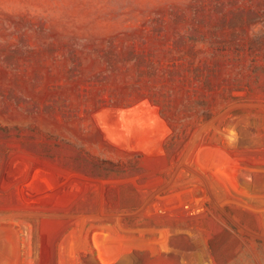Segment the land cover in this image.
Wrapping results in <instances>:
<instances>
[{
    "label": "rangeland",
    "instance_id": "374dc122",
    "mask_svg": "<svg viewBox=\"0 0 264 264\" xmlns=\"http://www.w3.org/2000/svg\"><path fill=\"white\" fill-rule=\"evenodd\" d=\"M0 264H264V0H0Z\"/></svg>",
    "mask_w": 264,
    "mask_h": 264
}]
</instances>
